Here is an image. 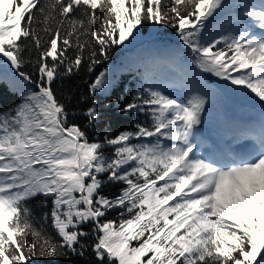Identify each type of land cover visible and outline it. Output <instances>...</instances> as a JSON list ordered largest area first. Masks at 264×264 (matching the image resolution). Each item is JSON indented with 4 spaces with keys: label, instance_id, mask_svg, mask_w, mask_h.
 <instances>
[{
    "label": "snow or ice",
    "instance_id": "obj_1",
    "mask_svg": "<svg viewBox=\"0 0 264 264\" xmlns=\"http://www.w3.org/2000/svg\"><path fill=\"white\" fill-rule=\"evenodd\" d=\"M40 3L0 0V67L10 62L21 89H27L22 103L0 110V264H35L37 257L53 264L61 248L76 251L87 235L80 226L90 221L96 225L93 251L100 264H264V114L258 123L243 125L239 136L252 143L238 153H195L207 86L199 73L186 78L180 86L187 95L179 100L156 79L175 60L157 58L145 66L147 86L121 109L149 115L151 127L137 124L134 132L90 141L78 125L68 123L50 86L30 89L19 43L31 37L40 47L33 28L36 11L44 14L46 32L59 15L39 68L50 85L73 38L79 49L86 47L81 32L99 43L107 59L108 48L131 44L146 22L170 26L177 28L199 72L245 88L264 104V0H171L167 5L163 0H52L47 12ZM77 9L87 25L73 17ZM64 25L67 33L61 35ZM92 56L89 71L101 63L95 52ZM80 64L78 54L67 72ZM112 84L113 74L104 68L90 90L103 94ZM86 115L89 122L98 118L95 101ZM134 137L155 142L133 144ZM105 173L127 185L114 199L99 193L104 181L98 177ZM38 196L52 198L43 218H50L59 242L33 224L30 201ZM115 207L127 216L121 212L118 224L101 222Z\"/></svg>",
    "mask_w": 264,
    "mask_h": 264
},
{
    "label": "trees",
    "instance_id": "obj_2",
    "mask_svg": "<svg viewBox=\"0 0 264 264\" xmlns=\"http://www.w3.org/2000/svg\"><path fill=\"white\" fill-rule=\"evenodd\" d=\"M50 2L52 0H41L40 7L46 8ZM163 3L167 5L171 3V0H163ZM72 15L74 18L85 20L87 25V17L84 16L82 9H77ZM59 18L57 14L54 20L49 21L47 26L50 30L46 32L44 31L46 26L44 14L36 11L33 28L40 37V47L35 46L31 37L21 38L19 43L23 49L21 55L24 60L21 70L31 77L30 89L32 91H39L42 84L51 87L56 100L64 105L68 123L78 125L90 141L103 142L106 137L111 139L124 131L134 132L137 124L151 127L152 120L149 115L137 111L124 113L121 109L132 101L133 96L141 89L142 85L147 86L144 79L145 66L157 58L167 57L175 60L173 68L165 66L157 72L156 79L167 85V88L180 87L186 78H195L196 74L199 73V78L207 86L206 91L209 97L202 117L211 118L213 126L216 128L217 125L225 122L223 110L225 107H229L233 113V120L226 123L234 128L229 129L231 137L237 136L241 130L239 121L254 115L258 108L264 109V104L260 103L254 94L247 89L230 86L226 80L216 77L214 74L199 72L191 64L190 50L180 39L177 28L154 25L151 22H146L140 26L138 38L131 44L125 42V45H112L108 48L107 59L101 54L99 43L90 34L81 32L79 39L81 43L86 44V47L83 50L79 49L73 38V46L65 54V63L59 64L57 75L49 85L46 77L42 78L39 68L42 62V53L49 48V41L55 35ZM66 33L67 25H64L61 27V35H66ZM60 43L61 41H58V44ZM93 52L96 53V58L101 63L89 71ZM78 54L81 57V64L78 67H73L72 72L68 73L66 65L71 64ZM47 63L49 65L53 63L50 57L47 58ZM104 68H109L113 74L112 87L106 93L97 92L93 95L90 85ZM238 74L232 73L233 76ZM26 91L27 89H21L17 70L10 66V62L8 65L5 64L0 67V110H6L22 103V96ZM94 101L98 118L89 122L86 113L93 106ZM131 142L133 144L154 143L155 138L134 137ZM164 143L171 142L164 141ZM105 151L111 153L112 148L106 147ZM98 178L104 181L99 189L100 195L109 199H114L120 195L121 189L127 187L122 181L108 180L106 173ZM30 205L33 210L34 226L59 242V237L55 235L50 218L48 220L43 218L44 213L51 211L52 198L38 196L30 201ZM121 212H125V217L127 216L126 210L121 207L109 209L105 216L100 218V221H115L118 224L121 220ZM95 227V223L91 221L82 224L80 226L81 231L87 235L80 237L76 251L67 247L61 248V255L54 259L53 264H100L93 251L97 237ZM80 245H83L82 249ZM81 251L83 255L79 254ZM33 260L35 264H49V258L37 257Z\"/></svg>",
    "mask_w": 264,
    "mask_h": 264
},
{
    "label": "rangeland",
    "instance_id": "obj_3",
    "mask_svg": "<svg viewBox=\"0 0 264 264\" xmlns=\"http://www.w3.org/2000/svg\"><path fill=\"white\" fill-rule=\"evenodd\" d=\"M252 3L259 4L261 0H250ZM227 84L231 86L230 81H227ZM165 91L171 94L172 96L178 98L183 101L185 96L187 95V89L183 87H174V88H165ZM264 114L263 108H258L254 113V116L246 117L239 121L241 124V130L243 125L258 123L261 115ZM229 129H234L229 126L228 123L223 122L220 125H217L215 129H213V123L211 118L202 117V124L197 127L196 137L198 140V147L193 151L197 154L208 155L209 153L216 151L218 154H226L228 151L233 154L238 153L244 146L251 145L252 141L244 139L239 136V132L237 136L231 137ZM213 133L217 140L216 146H210L207 139L206 134ZM78 195V194H77Z\"/></svg>",
    "mask_w": 264,
    "mask_h": 264
},
{
    "label": "bare ground",
    "instance_id": "obj_4",
    "mask_svg": "<svg viewBox=\"0 0 264 264\" xmlns=\"http://www.w3.org/2000/svg\"><path fill=\"white\" fill-rule=\"evenodd\" d=\"M216 144H217V141H216Z\"/></svg>",
    "mask_w": 264,
    "mask_h": 264
}]
</instances>
